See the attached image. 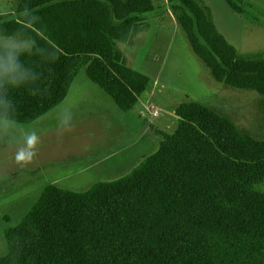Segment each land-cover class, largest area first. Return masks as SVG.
I'll return each instance as SVG.
<instances>
[{"label": "trees", "instance_id": "16d2710c", "mask_svg": "<svg viewBox=\"0 0 264 264\" xmlns=\"http://www.w3.org/2000/svg\"><path fill=\"white\" fill-rule=\"evenodd\" d=\"M167 1L217 82L264 95V59L240 54L196 0ZM153 9L152 0H20L17 16L0 13V37L27 42L19 62L30 73L19 86L0 81V119L38 120L82 69L131 110L149 78L116 44L147 29ZM174 114L175 131L160 132L157 150L125 175L85 191L46 185L5 228L0 264H264V140L200 101Z\"/></svg>", "mask_w": 264, "mask_h": 264}, {"label": "rangeland", "instance_id": "374dc122", "mask_svg": "<svg viewBox=\"0 0 264 264\" xmlns=\"http://www.w3.org/2000/svg\"><path fill=\"white\" fill-rule=\"evenodd\" d=\"M196 1L240 54L264 59V0H233L241 11L226 0ZM19 2L0 0V13L17 16ZM152 2L147 29L116 44L126 65L150 79L131 110L122 111L82 69L66 98L38 120L0 119V256L7 251L5 228L18 223L46 185L85 191L97 181L125 175L157 150L160 132L175 131L174 110L182 102L200 101L238 130L264 140V95L217 82L192 51L168 1ZM11 44L27 46L20 38L0 37L1 46ZM69 108L73 126L65 131L57 122ZM32 133L40 137L36 155L18 163L16 153L26 150Z\"/></svg>", "mask_w": 264, "mask_h": 264}, {"label": "clouds", "instance_id": "9594fccd", "mask_svg": "<svg viewBox=\"0 0 264 264\" xmlns=\"http://www.w3.org/2000/svg\"><path fill=\"white\" fill-rule=\"evenodd\" d=\"M26 52V46H18L15 44L8 45L3 54H0V81L6 82L13 86H19L30 75L28 71L23 69L19 62L21 53ZM74 113L69 108L66 113L62 114L57 122L58 128L68 131L73 126ZM40 143V137L36 133H32L25 140L26 150L20 149L16 153V161L18 163H28L33 156L36 155L37 146Z\"/></svg>", "mask_w": 264, "mask_h": 264}, {"label": "built area", "instance_id": "2783aa9c", "mask_svg": "<svg viewBox=\"0 0 264 264\" xmlns=\"http://www.w3.org/2000/svg\"><path fill=\"white\" fill-rule=\"evenodd\" d=\"M151 114L153 116H157L158 115V111L156 109H154V110L151 111Z\"/></svg>", "mask_w": 264, "mask_h": 264}, {"label": "crops", "instance_id": "0c3cea01", "mask_svg": "<svg viewBox=\"0 0 264 264\" xmlns=\"http://www.w3.org/2000/svg\"><path fill=\"white\" fill-rule=\"evenodd\" d=\"M149 81H150V79H149ZM149 84V83H148ZM138 102V101H137ZM137 104V103H136ZM136 104L134 105V106H136Z\"/></svg>", "mask_w": 264, "mask_h": 264}]
</instances>
